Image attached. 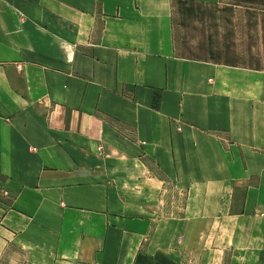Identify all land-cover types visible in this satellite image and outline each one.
I'll return each instance as SVG.
<instances>
[{"label": "crops", "instance_id": "1", "mask_svg": "<svg viewBox=\"0 0 264 264\" xmlns=\"http://www.w3.org/2000/svg\"><path fill=\"white\" fill-rule=\"evenodd\" d=\"M215 0H0V264H264V70L177 54Z\"/></svg>", "mask_w": 264, "mask_h": 264}, {"label": "rangeland", "instance_id": "2", "mask_svg": "<svg viewBox=\"0 0 264 264\" xmlns=\"http://www.w3.org/2000/svg\"><path fill=\"white\" fill-rule=\"evenodd\" d=\"M174 19L179 56L264 70V0L182 2Z\"/></svg>", "mask_w": 264, "mask_h": 264}]
</instances>
